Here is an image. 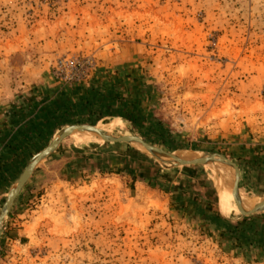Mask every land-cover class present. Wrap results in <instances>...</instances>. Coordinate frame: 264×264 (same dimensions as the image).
Instances as JSON below:
<instances>
[{
    "label": "rangeland",
    "instance_id": "1",
    "mask_svg": "<svg viewBox=\"0 0 264 264\" xmlns=\"http://www.w3.org/2000/svg\"><path fill=\"white\" fill-rule=\"evenodd\" d=\"M114 80L118 106L39 116L56 87L103 97ZM82 124L183 158L225 156L244 203L264 199V0H0V211L31 159ZM80 139H65L16 199L0 264H264L208 226L213 215L248 221L223 213L224 196L236 205L232 168Z\"/></svg>",
    "mask_w": 264,
    "mask_h": 264
},
{
    "label": "water",
    "instance_id": "2",
    "mask_svg": "<svg viewBox=\"0 0 264 264\" xmlns=\"http://www.w3.org/2000/svg\"><path fill=\"white\" fill-rule=\"evenodd\" d=\"M82 131L98 133L102 137L104 142L110 143V144L140 145L153 157H156L158 159H163V158L171 159V161L174 162L178 166H201V165L205 166L208 164L220 163L227 167H230L235 171L236 179H235V183L233 186L232 195L239 209L240 215L243 217H253L261 213H264V201L262 202V204L257 206L253 211L248 212L242 208V203H241L242 197H241V191H240L241 170L235 162H233L232 160L228 159L225 156L218 155V154H210V155H206L201 158H197L193 160H185V159L180 158L179 156L174 155V153L165 151L147 142L143 138L135 136V135L130 136V137H113V136H109L106 133L102 132L95 125H89V124L71 125L61 131L58 139H54L44 150L39 152L37 155H35L31 159V161L25 168L23 174L21 175L18 181L17 187L15 189H12L10 193L8 194L7 199L0 211V243H1L2 234H3L4 220L8 216L9 212L11 211L12 207L15 204L16 199L22 193L25 185L31 179L32 175L34 174L39 164L45 159H47L53 152H55L65 139L72 136L76 132H82Z\"/></svg>",
    "mask_w": 264,
    "mask_h": 264
},
{
    "label": "crops",
    "instance_id": "3",
    "mask_svg": "<svg viewBox=\"0 0 264 264\" xmlns=\"http://www.w3.org/2000/svg\"><path fill=\"white\" fill-rule=\"evenodd\" d=\"M101 83L102 82H100V84ZM104 83H106V82L104 81ZM56 89H57V87L55 89L50 90L51 95H50V97H48V102H50L49 106L46 105L45 108L40 110L39 111V116L40 115L43 116V115L51 114V117L53 116L52 118H54V116H57L58 114L59 115L62 114L63 107H61L62 106L61 103L67 104L68 106H71V108H69V109H70V112L73 113V114H80L82 112L81 109L84 106H89V105L93 104V102H94V104L97 103L100 106H103V102L110 103L112 105L115 104L114 106H118L119 105V95H117L118 94L117 92L119 91V89H118L117 82L115 80H114V84H112L110 88H108L106 86H105L104 89L100 88V90H103V91L107 92L106 94L102 93L104 95L103 97H102L101 93H98V91L95 88L89 89L91 93H89V91H85L86 93H84V92L82 93V90L80 89L79 91H77L75 93L66 92L65 94H61L60 92H56ZM94 92H96V93H94ZM83 98H84V100H83ZM83 101H85V103H83ZM80 103H82L83 105H81ZM81 106H82V108H81ZM49 117L50 116H48V118ZM49 120L50 119H47V121H49ZM44 122H46V121H44ZM29 125H33V124L32 123L29 124V122H27L26 125H25L26 128H24V130L27 129V131H30L32 128H27ZM34 125H35V128H36L37 124H34ZM4 131L5 130H2V132H4ZM12 132L13 131H10V134H12ZM3 134L6 135V132H4ZM8 134L9 133H7V135ZM10 137L11 136H9V138ZM16 137L17 136H14V135L12 136V138H16ZM28 137H29L28 134L26 136H24V140H26L25 138H28ZM25 143H26V141H25ZM21 144H23V143H21ZM9 150L11 151V153L13 152V150H11V148H9ZM6 151H7V149H6ZM1 160H3V157L0 158V161ZM9 162H11V159L8 160L6 163L9 164ZM252 248L254 249L253 246H252ZM257 249H258V253H259L261 249H259V248H257ZM260 259H261L260 261H264V257L263 256L260 257ZM261 263H263V262H259V264H261Z\"/></svg>",
    "mask_w": 264,
    "mask_h": 264
},
{
    "label": "trees",
    "instance_id": "4",
    "mask_svg": "<svg viewBox=\"0 0 264 264\" xmlns=\"http://www.w3.org/2000/svg\"><path fill=\"white\" fill-rule=\"evenodd\" d=\"M83 103H85V101H83ZM80 104L83 105L82 103ZM46 119H49V118H46ZM33 127L34 125H29L27 128H33ZM138 156L144 158L149 163L153 162L151 159L145 157L142 154H139ZM145 177L140 176L141 179L150 181L148 177L147 178ZM150 185L154 186V183L151 182ZM181 199H184V198L183 197L179 198V201ZM185 210H186L185 207H181V210L179 211L180 214L183 215V212ZM200 210H202L201 207L199 208V211ZM208 218L209 220L207 222H208L209 228H211L214 232H217V231L222 232L224 236H227V238H229V240L235 244L237 249L239 248V250H244V249L250 250L253 246L254 250L256 248L261 249L258 256L264 257V220L263 219L262 220L253 219L255 218L253 216V217H249L250 219L248 218V221L245 223H233L227 219L222 218L219 215H213L212 217H208ZM244 254L247 255V253H244Z\"/></svg>",
    "mask_w": 264,
    "mask_h": 264
},
{
    "label": "bare ground",
    "instance_id": "5",
    "mask_svg": "<svg viewBox=\"0 0 264 264\" xmlns=\"http://www.w3.org/2000/svg\"><path fill=\"white\" fill-rule=\"evenodd\" d=\"M113 123H115L116 125H122L123 124V121L122 120H120V119H115V120H113ZM101 126L102 125H100V126H98L97 128L100 130L101 129ZM87 132V131H86ZM60 133L61 132H58L57 133V135H56V138H54V139H58L59 138V135H60ZM88 133H91V134H93V135H95V136H97V137H99V139L98 140H96V139H94V142H93V144H99V143H102V142H104V140L102 139V137L98 134V133H93V132H88ZM112 130H110V133H108L107 135H109V136H111L112 134ZM74 135V139H75V141H76V143L77 144H82L81 143V139H80V135H81V132H76V133H74L73 134ZM72 135V136H73ZM123 136H125V137H130L131 135H128V134H126V135H123ZM84 146V145H83ZM135 147L138 149V150H140V151H142V152H144V153H147V154H149L142 146H140V145H135ZM150 155V154H149ZM174 155H176V154H174ZM176 156H179V155H176ZM180 157V156H179ZM194 157V156H193ZM201 157H203V156H195V158H193V159H197V158H201ZM180 158H182V159H185V160H193V159H189V158H191V156H189V157H185V158H183V157H180ZM169 160H171V159H169ZM218 164H220V163H218ZM220 165H223V164H220ZM223 166H225V165H223ZM225 167H227V166H225ZM230 167H228V169H229ZM230 171H231V168H230ZM225 174V173H224ZM232 176H233V174H232ZM235 179H236V177H235V171H234V180H233V183H232V188H231V190H232V192H233V186H234V183H235ZM18 185V184H17ZM17 185L14 187V189L17 187ZM225 196L223 197V198H221V201H222V204H223V213L225 214V215H227V216H230V215H235V214H240V212H239V209H238V207H237V205H228L226 202H225ZM234 199V198H233ZM235 201V200H234ZM264 201V199H262V200H260L259 202H257V203H249V202H246V203H244V201H243V197H242V200H241V203H242V208L245 210V211H253L257 206H259L260 204H262V202Z\"/></svg>",
    "mask_w": 264,
    "mask_h": 264
},
{
    "label": "built area",
    "instance_id": "6",
    "mask_svg": "<svg viewBox=\"0 0 264 264\" xmlns=\"http://www.w3.org/2000/svg\"><path fill=\"white\" fill-rule=\"evenodd\" d=\"M71 64L74 65V62H72Z\"/></svg>",
    "mask_w": 264,
    "mask_h": 264
}]
</instances>
